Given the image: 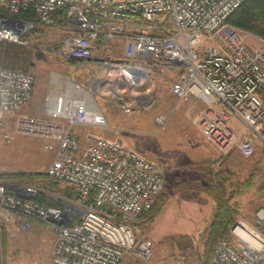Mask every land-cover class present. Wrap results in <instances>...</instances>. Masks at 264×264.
<instances>
[{
    "label": "built area",
    "instance_id": "2783aa9c",
    "mask_svg": "<svg viewBox=\"0 0 264 264\" xmlns=\"http://www.w3.org/2000/svg\"><path fill=\"white\" fill-rule=\"evenodd\" d=\"M243 1L0 0V39L7 42L24 44L37 25L61 19L65 34L56 51L88 68L94 90L71 82L76 95L58 97L53 107L47 101L44 113H24L34 76L0 66V126L4 113H13L14 133L46 140L44 148L53 149L54 157L43 172L77 194L48 205L30 198L35 191L10 193L0 182L2 221L30 219L54 233L48 264H122L125 257L150 264L152 240L138 234L134 221L152 206L164 175L156 161L120 138L87 136L88 145L79 143L77 126L107 121L95 95L124 114L153 110L156 74H169L168 89L176 98L170 110L184 98L203 100L196 126L220 157L232 148L244 157L258 144L264 148V40L253 45L250 32L225 21ZM27 10L35 20L19 15ZM169 111H155L153 122L164 128ZM253 220L255 228L236 220L228 237L213 245L208 264H264L263 208ZM175 262L186 264L184 255Z\"/></svg>",
    "mask_w": 264,
    "mask_h": 264
},
{
    "label": "rangeland",
    "instance_id": "374dc122",
    "mask_svg": "<svg viewBox=\"0 0 264 264\" xmlns=\"http://www.w3.org/2000/svg\"><path fill=\"white\" fill-rule=\"evenodd\" d=\"M64 34L65 29L59 24L37 25L27 34L28 36L26 35L27 41L21 44L30 51L26 70L34 76L33 89L36 98L42 97L44 100L52 82L89 80L88 68L79 67L76 61L57 53L56 44ZM121 48L122 42L119 41L114 44L112 53L119 54ZM156 77L158 84L162 80L170 79L169 74H156ZM156 96H159L158 91ZM98 101L106 123L102 127L80 128L95 135H102V130L107 129L116 132L125 145L141 151L146 157L156 161L164 175L159 195L167 196L165 203L155 215L150 216L149 210L139 214L134 221L138 234L152 240L150 264H176L175 260L179 255H184L186 264H202L205 261L218 239L217 237L210 241L209 233L210 220L218 206L216 196L221 191L225 206L232 209L235 220L249 227H256L254 214L258 209H264L263 147L258 144L249 157L242 156L237 148H232L226 156L220 157L211 143L199 132L196 126L198 116L196 117L192 109L187 112L180 110L173 119L175 108L171 109L169 121L164 128H160L152 119L153 113L158 111L156 103L153 110L142 109L124 114L108 100L98 97ZM172 106L173 104L170 107ZM232 122L239 128L235 120ZM47 179L54 182L48 177ZM1 182L6 184L5 180ZM17 182H12L18 184L15 186L17 193L24 188H26L24 191L28 190L30 193L37 190L36 183ZM216 182H221L223 186L221 191L215 189L216 187L211 189ZM58 185L67 186L63 183ZM54 197L59 204L68 201L65 197L56 195ZM155 201L156 199L152 206ZM194 203L196 204L192 205ZM180 217L183 219V226H180ZM34 227L32 225L31 229L36 231L37 228ZM29 231L18 236L10 232L11 246L14 247L17 239H20L19 243L25 244L26 258L35 256L38 263L44 261L43 264H48L50 260L48 235L49 232L52 234V240L54 234L49 229V232L44 230L41 236L30 234ZM12 252L13 259H19L20 251L14 247ZM127 259L125 257L122 264H134L133 260Z\"/></svg>",
    "mask_w": 264,
    "mask_h": 264
},
{
    "label": "crops",
    "instance_id": "0c3cea01",
    "mask_svg": "<svg viewBox=\"0 0 264 264\" xmlns=\"http://www.w3.org/2000/svg\"><path fill=\"white\" fill-rule=\"evenodd\" d=\"M250 43L253 45H258L259 38L254 34L250 33ZM253 36V37H252ZM252 37V38H251ZM257 38V40H256ZM71 82H75L86 88L92 94L94 93L93 87L89 84V80H69L68 82L64 80H59V82L51 83L47 91V97L43 100V98H36L34 95V89L32 91V95L30 100L27 104L23 106L21 109L22 112L28 114H39L44 113V109L47 108L46 102H49V106L53 107L57 104V99L60 96H68V95H76V91L73 90ZM85 82V84H84ZM86 85V87L84 86ZM169 80H162L157 85V91L159 96H156L155 103L156 109L161 112H168L170 110V106L176 103V98L173 94L170 93L168 89ZM98 95H95V102L99 106L100 102L98 101ZM101 98V97H99ZM103 99V98H102ZM205 107V103L203 100L197 97H188L184 98L177 102V106L174 109V114L172 115V119L176 117L177 113L181 110L182 112H187L189 110H193L196 114V117L199 115L201 110ZM100 108V107H99ZM5 123L4 125L0 126V172L1 171H16V170H25V171H36V172H43L46 166L52 161L54 157V150L53 149H45L44 144L46 140L29 135H20L16 134L11 130L12 122H13V113H4ZM81 126L76 127V134L78 137V141L82 145H88L90 141L87 140V136L91 137H108V138H118L117 133L112 130H102V135H95L92 132H84L83 129L80 128ZM3 133H7L9 135V139L5 140L2 136ZM134 149V148H133ZM141 152V151H140ZM142 153V152H141ZM150 160V157H147ZM154 161V160H153ZM165 164V163H164ZM165 168V165L163 166ZM166 170V169H165ZM7 185L17 186L15 183L17 182L13 180L5 181ZM20 183V182H17ZM37 186V185H36ZM36 191H41L44 194L48 195L50 198L57 200L54 197V193L47 191L43 187L37 186ZM16 192V190H15ZM17 193V192H16ZM57 196V195H56ZM59 197V196H58ZM196 203L192 204L195 205ZM181 220L180 226L184 225L182 221V217L179 218ZM0 219V264H43L38 263L37 257L31 256L26 258L24 255L25 244L19 243L20 239H17L18 242L14 245L16 249L20 251L19 259H13V246H11V242L9 239L10 232L15 235H19L25 233V231H29L30 234L39 235L46 230L48 231L47 227H45L42 223L35 222L30 219H14L12 218L9 224H5ZM21 224H24L22 226ZM32 225L34 228H37L36 231L32 230ZM18 227V229H17ZM24 230V231H23ZM49 232V231H48ZM54 234V233H53ZM51 233L49 232L48 235V243L50 244L51 251L54 238L51 240ZM55 237V235H54ZM48 245V244H47ZM46 251V250H45ZM50 256V252H49ZM24 257V258H22ZM50 259V257H49ZM30 261V262H29ZM49 262V261H48Z\"/></svg>",
    "mask_w": 264,
    "mask_h": 264
},
{
    "label": "trees",
    "instance_id": "16d2710c",
    "mask_svg": "<svg viewBox=\"0 0 264 264\" xmlns=\"http://www.w3.org/2000/svg\"><path fill=\"white\" fill-rule=\"evenodd\" d=\"M2 11H4V8L0 7V13ZM19 15L28 17L32 20L36 19L35 14L31 10L19 13ZM225 21L232 26L246 30L252 34L254 33L264 39V0L243 1L228 15ZM62 23L61 19L56 20V24L62 25ZM29 53V49L21 44L11 43L0 39V66L11 68L22 67V70L27 71L26 65L29 59ZM220 173L221 172H219L218 175H220ZM1 180H16L24 184L36 183L37 186L39 185V187H43L57 196L65 197L67 199H75L77 197L76 192L70 186H59L57 183L48 180L44 172L22 170L1 171L0 182ZM214 184V187L212 186L211 189L216 187L215 189H220L221 191L223 187L221 182H216ZM6 190L10 193H16L15 188L10 185H6ZM158 195L155 197L156 201L154 206H151L152 208L150 207L149 209L151 214L150 216L155 215L167 199V196L164 194ZM30 198L48 205H59L56 200L50 198L41 191H36ZM92 198L93 192L90 193L88 199L91 200ZM216 198L218 200V206L216 207V210L210 220V241L216 239L217 237H228L227 232L236 221L234 215H232V209L225 206L226 202L223 201L222 191L219 192ZM210 254L206 256L205 261L202 264H208Z\"/></svg>",
    "mask_w": 264,
    "mask_h": 264
}]
</instances>
